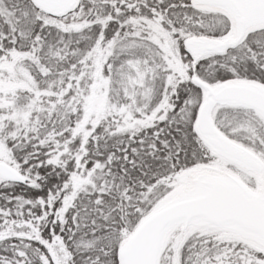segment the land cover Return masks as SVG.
Here are the masks:
<instances>
[{"label": "snow or ice", "instance_id": "6c2138e0", "mask_svg": "<svg viewBox=\"0 0 264 264\" xmlns=\"http://www.w3.org/2000/svg\"><path fill=\"white\" fill-rule=\"evenodd\" d=\"M0 264H264V0H0Z\"/></svg>", "mask_w": 264, "mask_h": 264}]
</instances>
